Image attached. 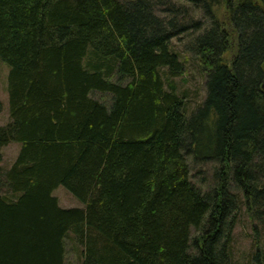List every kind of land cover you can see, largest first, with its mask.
Here are the masks:
<instances>
[{
    "label": "trees",
    "instance_id": "trees-1",
    "mask_svg": "<svg viewBox=\"0 0 264 264\" xmlns=\"http://www.w3.org/2000/svg\"><path fill=\"white\" fill-rule=\"evenodd\" d=\"M185 1L209 25L162 0H0V264H65L69 234L83 264H226L241 205L264 224V0ZM188 32L207 88L192 111L171 43ZM190 158L213 164L209 190Z\"/></svg>",
    "mask_w": 264,
    "mask_h": 264
},
{
    "label": "rangeland",
    "instance_id": "rangeland-1",
    "mask_svg": "<svg viewBox=\"0 0 264 264\" xmlns=\"http://www.w3.org/2000/svg\"><path fill=\"white\" fill-rule=\"evenodd\" d=\"M172 5L179 8L185 6L188 9V13L186 14L188 20L191 18L200 19L205 22L204 27L209 25L210 20L204 15L203 11L195 8L185 0H162V3L157 6V12L162 13L161 10ZM222 12L223 9L220 8L218 10L219 18H222ZM191 35V32L185 33L182 37H174L171 42L172 47L179 52L181 59L185 63L184 72L174 77V81L177 85V92L184 97L188 111L194 110L205 100L207 95L205 71L201 67L196 54L187 49V42L191 38ZM10 69V65L0 58V99L3 103V109L0 113V125H5L10 120L8 91ZM165 79L166 81L170 80L166 76ZM92 96L102 100L106 104L111 103V95L109 93L93 91ZM19 150V142H11L3 148L2 166L4 170H7L11 166ZM189 160L193 181L204 191L209 190L213 183V164L211 162L196 163L192 158ZM3 192L6 193L7 188H4ZM53 194L58 197L62 207L83 206V203L64 185L58 186ZM255 225H257L256 230L254 229ZM73 236V234H69L66 238L65 264H83L84 247L76 242ZM231 251L232 257L226 264H264V224L253 220L244 205H241L238 213V219L233 231Z\"/></svg>",
    "mask_w": 264,
    "mask_h": 264
}]
</instances>
